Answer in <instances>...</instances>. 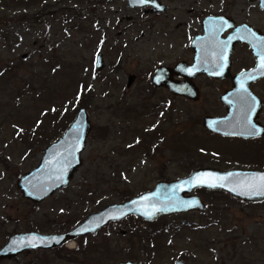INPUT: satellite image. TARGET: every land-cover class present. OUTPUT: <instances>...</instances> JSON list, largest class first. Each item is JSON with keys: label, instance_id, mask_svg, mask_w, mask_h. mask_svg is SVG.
I'll use <instances>...</instances> for the list:
<instances>
[{"label": "rangeland", "instance_id": "1", "mask_svg": "<svg viewBox=\"0 0 264 264\" xmlns=\"http://www.w3.org/2000/svg\"><path fill=\"white\" fill-rule=\"evenodd\" d=\"M193 4H168L188 30L191 10L203 12L207 3ZM143 16L125 0H0V248L15 233H63L106 205L198 168L252 170L248 148L263 154L264 141L238 143L203 129L205 116L224 114L218 102L224 83L195 77L196 102L151 85L156 68L190 59L192 33H149ZM98 53L105 62L100 71L94 69ZM130 75L135 80L127 89ZM84 81L83 91L91 89L94 97L88 108L80 107L91 122L82 164L66 188L33 204L17 180L38 166L64 131L48 144L35 133L51 129L55 113L76 108ZM192 194L204 202L205 214L173 215L139 228L141 242L121 238L127 224H108L107 232L79 238L58 255L27 251L0 264H172L170 254H188L190 264H264V201L246 203L201 189ZM162 226L151 244L147 236Z\"/></svg>", "mask_w": 264, "mask_h": 264}, {"label": "water", "instance_id": "2", "mask_svg": "<svg viewBox=\"0 0 264 264\" xmlns=\"http://www.w3.org/2000/svg\"><path fill=\"white\" fill-rule=\"evenodd\" d=\"M125 1L129 7L142 8L153 4L154 10L164 11L165 9L157 7L155 2L151 3L146 0L144 3L140 0ZM259 5L264 10V0H260ZM251 49L256 56L255 65L238 74L232 82V89L219 98L220 103L226 108V115L221 118L211 116L203 118L202 124L205 130L221 136H235L243 139L264 135L256 124L255 127L259 129V133L257 135L247 134L248 121L250 120L254 125L252 121L263 107L261 100L250 90V85L264 79V69L259 68L260 57L264 55V49L253 44H251ZM201 62L195 59L194 63L189 66L182 63L177 64L175 68L160 66L155 70L151 84L155 88H165L173 96L184 97L191 102H196L200 94L193 82L195 77L205 74L209 77L222 78L226 75L220 71V68H217V65ZM104 65L102 54H97L94 62L95 70L100 71ZM217 72L219 74H216ZM177 75H181L184 81L175 79ZM249 75L254 76L255 79H249ZM134 80L135 76H128L127 89L132 86ZM242 80L246 91L241 89ZM90 131L91 122L88 113L85 108H80L61 137L45 148L38 166L17 180L16 185L22 197L33 204H39L53 196L59 189L66 188L82 164L81 155ZM261 176H264V171L239 169L223 171L212 167L198 168L183 178L157 182L153 189L122 204L107 205L89 214L85 220L67 232L52 235L34 231L12 234L0 248V261L11 260L26 251L58 248L80 236L98 232L109 222L120 221L132 215L146 222H153L174 214L193 211L206 212V206L201 198L192 194L199 188L210 192L222 191L246 203H260L264 201V196L253 194L248 186L260 184ZM196 177H201V180L198 181ZM220 184L224 186L220 187ZM118 264L138 263L126 261ZM175 264L185 263L180 260Z\"/></svg>", "mask_w": 264, "mask_h": 264}, {"label": "flooded vegetation", "instance_id": "3", "mask_svg": "<svg viewBox=\"0 0 264 264\" xmlns=\"http://www.w3.org/2000/svg\"><path fill=\"white\" fill-rule=\"evenodd\" d=\"M146 1L151 3L155 2L157 7L165 8L164 11L154 10L153 4L142 8L130 7L135 10H143L145 16H143L142 20H146L145 24L147 32L153 34H167L178 32L182 28V31L185 29V33L188 31H191L192 33V36L189 39V48L191 53L190 59L186 61L179 60L174 65L168 67L174 68L179 63L189 66L194 63L195 59H199L203 64L217 65L218 69L221 65H223V71L221 72L226 74H223L224 77L216 78L205 75H201L200 77H206L215 83L225 84L222 93L218 97V102L222 106L224 114H213L211 116L218 118L224 117L227 111L220 103L219 98L232 89V82L238 74L251 69L255 65L256 56L252 53L251 44L258 47L260 46L264 49V10L259 5L260 0H194L192 8L194 6L201 7L205 2L207 4L202 7H206V10L203 12L194 11V9L191 8V30H188L186 24L180 21L178 23L179 19L174 17L173 12L169 10V0ZM163 21L166 24L170 22L171 26H173L172 24H175L174 28L164 26ZM159 25H161V27H158ZM230 37L233 41L229 39ZM227 49L229 51H227ZM222 55L226 58L222 59ZM175 78L179 81H184V78L181 75H177ZM250 90L261 100L263 105L262 109L258 111L254 117V121L252 122L254 125L256 124L262 132H264V128H261L264 127V116H262L264 114V79L252 83L250 85ZM245 120H247V118ZM205 132L213 137L225 139L230 138L236 140L238 143L240 141L241 143L252 144L255 146H258L260 142L264 141V135L243 139L235 136H221L213 134L207 130H205ZM249 149L250 148H248L247 153L249 157L248 163L254 166L252 170L264 171V149H260L263 153L262 155H259L257 148H253L252 150ZM219 169L228 170L229 168ZM245 170L251 169L245 168ZM159 220L155 222H158ZM121 223L127 224L125 230H120L122 239L126 240L130 237L138 239L139 242L143 241L140 234L137 233L136 230L140 228L138 231H141L144 227L149 226V223L138 217L131 216L123 221L115 222L114 226ZM108 227L109 226L103 228L105 232L108 231ZM93 236L94 235H88L82 238H89ZM123 243L125 244V241H123ZM170 256L171 259L173 257L172 264H175L180 260L185 264L191 263L188 258V254H174V256L170 254Z\"/></svg>", "mask_w": 264, "mask_h": 264}, {"label": "trees", "instance_id": "4", "mask_svg": "<svg viewBox=\"0 0 264 264\" xmlns=\"http://www.w3.org/2000/svg\"><path fill=\"white\" fill-rule=\"evenodd\" d=\"M15 1H18V0H12V2H15ZM115 68H117V67L115 66ZM83 83H84V85L81 84V87H80V88H82L81 90H82L83 94L81 93L80 95L77 96L76 99L78 100V102H77L76 108H74V110L71 113H68V112L55 113L54 114V121L49 124L51 129L49 127H43L41 130H38V132L35 133L37 135L39 134L38 136L41 137V140L44 141L45 144H48L52 139H54L59 132H63L66 130L69 123L73 120V117H74L76 111L78 110V108H80V107L88 108V105L92 104L94 93L92 92L91 89L85 90L86 92L83 91V88L86 86L85 81ZM55 132H56V134H55ZM104 134H106V133H104ZM216 163L219 164L218 162H216ZM153 224L154 223H151L150 225H153ZM163 227L164 226L158 227L157 229L152 230L150 232V234L147 236V239L149 240V242L151 244H153V240L156 239L155 237L157 236V234L159 232L162 231ZM155 248H156L155 251H159V248H157L156 246H155ZM54 252L58 255L59 248L55 249ZM64 256L66 258L70 259V257L75 256V254H64Z\"/></svg>", "mask_w": 264, "mask_h": 264}, {"label": "snow or ice", "instance_id": "5", "mask_svg": "<svg viewBox=\"0 0 264 264\" xmlns=\"http://www.w3.org/2000/svg\"><path fill=\"white\" fill-rule=\"evenodd\" d=\"M140 2L141 3H144L145 0H140ZM229 39H231V37ZM221 58L222 59H225L226 57L222 55ZM260 60H261V62H260L259 68L264 69V55H261ZM220 71H223V65L220 66ZM216 74H219V72H217ZM248 78L249 79H255V77L254 76H251V75H249ZM241 89H244V82H243V80L241 81ZM244 90L246 91V89H244ZM248 125H249L248 130H247V134L248 135H257L259 133V129H257L255 127V125H253L251 123L250 120L248 121ZM196 179L198 181H200L201 180V177H196ZM221 179H223V178H221ZM260 180H261V183L260 184H258V185L257 184H250L248 187L252 190V193L253 194L264 196V176H261L260 177ZM211 186H215V185H211ZM219 186L220 187H223L224 185L223 184H220Z\"/></svg>", "mask_w": 264, "mask_h": 264}, {"label": "bare ground", "instance_id": "6", "mask_svg": "<svg viewBox=\"0 0 264 264\" xmlns=\"http://www.w3.org/2000/svg\"><path fill=\"white\" fill-rule=\"evenodd\" d=\"M67 246H68L69 248H73L74 243H73V242H69V243L67 244Z\"/></svg>", "mask_w": 264, "mask_h": 264}]
</instances>
